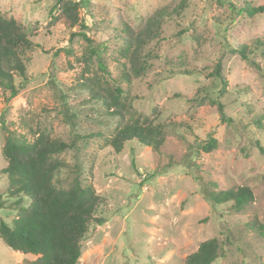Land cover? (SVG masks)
I'll list each match as a JSON object with an SVG mask.
<instances>
[{
	"label": "rangeland",
	"instance_id": "rangeland-1",
	"mask_svg": "<svg viewBox=\"0 0 264 264\" xmlns=\"http://www.w3.org/2000/svg\"><path fill=\"white\" fill-rule=\"evenodd\" d=\"M76 1L87 34L110 45L105 57L120 77L122 66L113 57L115 26L122 20L140 26L177 0ZM55 2L0 0V13L27 26L42 46L28 53L29 80L16 96L0 86V218L12 224L18 214L2 172L6 135L12 131L31 140L45 128L72 145L61 155L67 166L58 172L59 180L78 177L104 197L105 222L91 227L79 264H185L213 237L226 241V254L212 264H264V127L253 121L261 116L264 123V57L253 55L256 67L229 48L264 38V13L255 19L237 14L230 22L234 9L264 0H191L181 17L167 21L163 39L151 45L159 57L133 82L132 109L136 117L164 124V143L155 149L132 140L121 152L106 141L116 117L102 114L79 85L94 76L82 60L87 41L71 37L72 29L52 12ZM219 60L229 86L225 95H214L222 98L230 122L222 120L217 105L192 100L199 87L217 86L210 74ZM211 136L218 145L208 152L201 145ZM243 185L251 187L254 200L242 210L232 202L213 203L203 192L206 186ZM36 257L0 237V264H33Z\"/></svg>",
	"mask_w": 264,
	"mask_h": 264
},
{
	"label": "trees",
	"instance_id": "trees-1",
	"mask_svg": "<svg viewBox=\"0 0 264 264\" xmlns=\"http://www.w3.org/2000/svg\"><path fill=\"white\" fill-rule=\"evenodd\" d=\"M190 4L191 0H177L156 9L140 26H133L125 20L115 26L112 38L116 55L113 57L122 66L120 77L113 75L105 57L110 45L106 41L96 43L87 34L86 20L80 14L81 3L56 0L53 5L52 12H57L72 29L71 37L81 36L87 41L82 60L86 70L94 72V76L81 80L79 85L88 92L91 100L100 104L102 114L116 117L113 134L106 139L116 152H121L132 140L155 149L163 145V123L151 116L132 115L136 98L133 82L141 79L151 69L152 61L159 57L151 45L163 39L167 21L181 17ZM262 13L263 4L254 6L246 2L245 6L234 9L230 22L235 23L237 14L255 19ZM39 47L42 46L32 38L27 26L0 13V86L9 89L11 96H16L26 86L29 80L28 53ZM229 48L232 53H238L242 59L259 67L253 55L264 57V38L258 37L252 44L240 43ZM95 62L97 66L93 68ZM210 75L217 86L199 87L192 100L199 104L217 105L222 120L230 122L222 98L214 95L215 92L225 95L228 91L229 82L223 73L221 60ZM18 77L21 78L19 82ZM253 121L264 127L261 116ZM98 134L101 133L89 136ZM217 145V139L211 136L201 147L209 152ZM71 147V143L52 135L45 128L33 132L31 140L12 131L5 138L2 152L7 165L2 172L9 178L8 195L17 198L13 204L18 214L12 224L0 218V237L13 249L36 255L33 264H79L83 241L91 227L105 222L100 215L104 197L92 184H84L78 177L64 183L57 177L58 172L67 166L61 155ZM203 192L213 203L232 202L236 210L244 209L254 200L253 190L248 185L222 190L206 186ZM24 197L28 198V205L24 204ZM0 207H3L1 202ZM225 244L226 241L219 237L207 239L186 257L185 264H212L226 254Z\"/></svg>",
	"mask_w": 264,
	"mask_h": 264
}]
</instances>
